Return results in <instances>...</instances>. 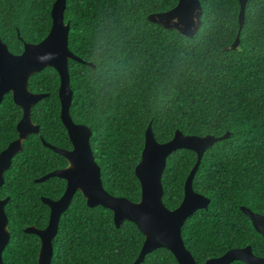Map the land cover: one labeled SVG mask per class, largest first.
I'll list each match as a JSON object with an SVG mask.
<instances>
[{"label": "trees", "instance_id": "16d2710c", "mask_svg": "<svg viewBox=\"0 0 264 264\" xmlns=\"http://www.w3.org/2000/svg\"><path fill=\"white\" fill-rule=\"evenodd\" d=\"M177 1L65 0L68 48L82 60H68L70 116L92 132L89 142L103 188L133 202L140 198L134 169L148 125L159 143L175 131L214 137L229 132L201 159L192 188L210 203L184 221L181 237L198 264L248 245L263 256L264 239L240 207L264 214V0L247 1L235 49L230 46L238 32V0H199L201 25L190 38L147 20ZM54 2L0 0V38L11 53L47 35ZM58 87L59 75L51 67L30 76L29 90L48 94L32 107L31 119L46 142L70 149ZM20 118L21 109L6 94L0 103V151L16 137ZM195 162L196 154L187 149L167 157L161 182L168 209L180 204ZM65 164L37 134L29 135L12 158L0 188V197L9 196L4 210L10 239L3 264H36L39 238L23 229L45 225L48 208L40 197L60 196L65 182L34 180ZM143 240L135 224L125 220L115 227L111 210L88 207L77 191L52 240L51 264H131ZM139 264L178 263L170 251L158 248Z\"/></svg>", "mask_w": 264, "mask_h": 264}, {"label": "water", "instance_id": "95a60500", "mask_svg": "<svg viewBox=\"0 0 264 264\" xmlns=\"http://www.w3.org/2000/svg\"><path fill=\"white\" fill-rule=\"evenodd\" d=\"M248 0H238V32L230 48L239 45L240 30L244 24L245 5ZM65 0H55L51 8V26L47 35L37 43H24L20 54H12L0 39V102L10 92L14 103L22 109V117L16 130L17 138L0 152V186L4 173L10 167L12 158L22 150V143L31 133L39 131V126L30 119L32 105L46 97L47 93H32L28 89V80L34 73L45 67L53 68L59 75L58 99L60 119L66 129L71 149L57 148L43 141L44 146L63 156L68 165L62 169L48 172L35 182L50 177H60L66 181L61 197L55 201L42 198L50 209V217L44 229L29 226L25 233L37 235L41 241L37 255V264H50L52 258V240L56 235L62 213L68 208L76 191H79L90 208L102 206L112 211L115 227L128 220L135 224L143 234L144 240L136 259L131 264H139L150 252L164 248L171 252L178 264H198L182 237L181 227L184 221L198 209H206L210 200L196 193L192 188L193 178L198 170L205 151L215 142L229 137L184 135L175 131L172 138L159 143L155 140L150 125L144 133L141 157L134 173L140 184V198L137 202L125 197L110 195L102 186L100 167L97 165L90 147L91 130L75 123L70 116L72 89L68 72V60L82 62L68 48L69 22H64ZM202 8L199 0H178L168 11L152 13L147 20L167 30H176L190 38L201 25ZM91 64V63H89ZM177 149L191 150L196 154V162L187 175L183 185V198L175 209H168L162 200V173L167 157ZM8 198L0 200V264L2 252L9 242L10 231L4 206ZM241 211L250 219L254 230L264 239V214H256L241 206ZM242 261L245 264H264V257L255 256L250 246L232 248L220 256L209 258L202 264H230Z\"/></svg>", "mask_w": 264, "mask_h": 264}, {"label": "flooded vegetation", "instance_id": "af4514ba", "mask_svg": "<svg viewBox=\"0 0 264 264\" xmlns=\"http://www.w3.org/2000/svg\"><path fill=\"white\" fill-rule=\"evenodd\" d=\"M0 39H1V38H0ZM1 42H2V40H1ZM2 43H4V42H2ZM4 44H5V43H4ZM5 45H6V44H5ZM23 45H24V43H23ZM6 46H7V45H6ZM7 48H8V47H7ZM9 52H10V51H9ZM12 54H13V53H12ZM19 54H20V53H19ZM15 55H17V54H15ZM28 81H29V80H28ZM28 89H29V88H28ZM30 92H32V91H30ZM32 93H36V92H32ZM6 94H10V95H11V98H12V100H13L12 94H11L10 92H8V93H6ZM6 94H5V95H6ZM5 95H4V96H5ZM4 96H3V98H4ZM3 98H2V100H1V102L3 101ZM1 102H0V103H1ZM13 102H14V101H13ZM14 104H15V103H14ZM36 104H37V103H36ZM36 104H34V105H36ZM15 105H16V104H15ZM34 105H32V107H33ZM16 106H17V105H16ZM18 107H19V106H18ZM32 107H31V110H30V119H31V111H32ZM19 108H20V107H19ZM20 109H21V108H20ZM22 113H23V112H22V109H21V117H22ZM59 117H60V115H59ZM20 119H21V118H20ZM20 119H19V120H20ZM31 121H32V119H31ZM60 121H61V119H60ZM18 122H19V121H18ZM18 122L16 123V126H17ZM32 122H33V121H32ZM33 123H34V122H33ZM61 123H62V122H61ZM34 124H35V125H38V124H36V123H34ZM16 126H15V130H16ZM38 126H39V125H38ZM65 130H66V129H65ZM39 132H40V126H39V131H38V132H36V133H31V134H37V135H39V139L41 140L43 146H44V144H43V141H44L45 143H49L50 145H52V146H54V147L62 148V147L56 146V145H54V144H52V143H50V142H46V141L42 138V136L40 135ZM66 132H67V131H66ZM16 133H17V130H16ZM31 134H29V135H31ZM29 135H28V136H29ZM67 135H68V133H67ZM28 136H27V137H28ZM16 138H17V134H16V137H15L14 139H12L11 141L8 142V144L11 143L12 141H14ZM26 139H27V138H26ZM26 139H25V140H26ZM68 139H69V136H68ZM25 140H24V141H25ZM24 141H23V142H24ZM69 142H70V139H69ZM8 144H7V145H8ZM70 144H71V142H70ZM7 145H6V146H7ZM6 146H5L2 150H4V149L6 148ZM44 147H46V146H44ZM46 148H49V147H46ZM71 148H72V147H71ZM71 148H70V149H71ZM49 149H50V148H49ZM63 149H66V148H63ZM2 150H1V151H2ZM22 150H23V143H22ZM22 150H21V151H22ZM50 150H51V149H50ZM1 151H0V152H1ZM21 151H20V152H21ZM52 151H53V150H52ZM20 152H18V153H20ZM54 152H55V151H54ZM18 153H17V154H18ZM55 153H56V152H55ZM17 154H16V155H17ZM57 154H58V153H57ZM59 155H60V154H59ZM62 157H63V156H62ZM64 160H65V159H64ZM65 161H66V160H65ZM11 162H12V160H11ZM10 165H11V164H10ZM67 165H68V163H67V161H66V164H65L64 166H62L61 168H58V169H62V168H64V167L67 166ZM9 168H10V167H9ZM9 168H8V169H9ZM8 169H7V170H8ZM58 169H56V170H58ZM7 170H6V171H7ZM6 171H5V172H6ZM53 171H54V170H53ZM4 174H5V173H4ZM46 174H47V173H46ZM44 175H45V174H44ZM41 177H42V176H41ZM39 178H40V177H39ZM57 178H60V177H57ZM36 179H38V178H36ZM36 179H35V180H36ZM48 179H49V178H48ZM60 179H63V178H60ZM35 180H34V182H35ZM63 180H64V179H63ZM42 182H43V181H42ZM64 182H65V187H66V181L64 180ZM3 183H4V181H3ZM35 183H40V182H35ZM2 185H3V184H2ZM65 187H64V190H65ZM0 188H1V186H0ZM63 192H64V191H63ZM76 192H77V191H76ZM76 192H75V193H76ZM62 194H63V193H62ZM62 194H61V195H62ZM61 195H60V196H57L56 198H51V197H49V196H41V197H40V200H42V198H48V199H50V200L55 201V200L59 199V198L61 197ZM73 196H74V195H73ZM6 198H8V201H9V196H6V197H0V200H4V199H6ZM72 198H73V197H72ZM8 201H7V202H8ZM71 201H72V199H71ZM71 201H70V203H71ZM7 202H6V203H7ZM41 202H42V201H41ZM42 203H43V202H42ZM70 203H69V205H70ZM43 204H44V203H43ZM5 205H6V204H5ZM44 205L47 206L46 204H44ZM68 207H69V206H68ZM4 208H5V206H4ZM47 208H48V218H47V221H46L45 225H44L43 227H36L35 225H29V226H34V227H36V228H38V229H44V228L47 226L48 221H49V217H50V209H49L48 206H47ZM67 209H68V208H67ZM67 209H66V210H67ZM66 210H65V211H66ZM65 211H64V212H65ZM4 212H5V210H4ZM64 212H63V213H64ZM63 213H62V214H63ZM61 216H62V215H61ZM60 218H61V217H60ZM59 221H60V220H59ZM123 222H124V221H123ZM123 222H122V223H123ZM122 223H121V224H122ZM121 224H120V225H121ZM58 225H59V224H58ZM29 226H26V227H29ZM24 229H25V228H24ZM24 229H23V232H24ZM57 229H58V228H57ZM24 233H25V232H24ZM56 233H57V232H56ZM36 236H37V235H36ZM37 237H38V236H37ZM38 238H39V237H38ZM39 241H40V239H39ZM7 244H8V243H7ZM40 244H41V241H40ZM6 246H7V245H6ZM6 246H5V247H6ZM248 246H249V245H248ZM245 247H246V246H245ZM250 247H251V246H250ZM39 248H40V246H39ZM52 248H53V251H54V247H53V245H52ZM242 248H243V247H242ZM4 249H5V248H4ZM251 249H252V247H251ZM3 251H4V250H3ZM38 251H39V250H38ZM252 253L254 254L253 251H252ZM2 255H3V252H2ZM37 255H38V252H37ZM254 255H255V256H258V257H264V255H263V256H259V255H256V254H254ZM52 256H53V252H52ZM2 261H3V259H2ZM51 261H52V258H51ZM51 261H50V264H51ZM241 262H242V261H241ZM243 263H244V262H243ZM36 264H37V261H36ZM90 264H94V262H93V263L91 262ZM244 264H245V263H244Z\"/></svg>", "mask_w": 264, "mask_h": 264}]
</instances>
